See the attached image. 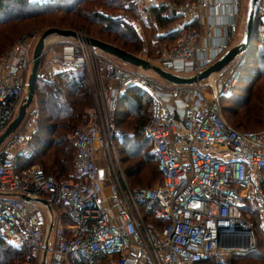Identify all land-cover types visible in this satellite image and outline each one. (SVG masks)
Listing matches in <instances>:
<instances>
[{
    "label": "built area",
    "instance_id": "built-area-1",
    "mask_svg": "<svg viewBox=\"0 0 264 264\" xmlns=\"http://www.w3.org/2000/svg\"><path fill=\"white\" fill-rule=\"evenodd\" d=\"M126 1L139 18L179 19L175 39L161 46L156 58V66L166 72L196 75L234 46L241 0ZM256 20L263 28L264 0ZM74 32L75 37L45 40L36 76L52 81L53 62L59 71L83 68L100 104L95 102L84 125L68 135L73 148L68 179H56L40 164L17 168V157L31 154L30 125L37 109L24 116L0 150V239L26 250L35 264H41L43 254L46 264H203L253 248L251 222L241 207L249 200L263 211L264 130L236 129L221 115L219 95L237 81L235 69L228 70L222 84L206 79L154 85L119 68L88 45L84 34ZM35 36H24L0 59V134L23 99ZM54 47L60 56L48 64L46 54ZM131 86L148 94L142 135L161 176L155 188L129 185L112 165L114 140L123 136L114 124L117 100ZM206 86L212 88L210 96ZM102 156L108 162L105 170L98 166ZM23 196L42 198L49 209ZM237 228L250 231V246L222 248L224 240L238 238Z\"/></svg>",
    "mask_w": 264,
    "mask_h": 264
},
{
    "label": "rangeland",
    "instance_id": "rangeland-1",
    "mask_svg": "<svg viewBox=\"0 0 264 264\" xmlns=\"http://www.w3.org/2000/svg\"><path fill=\"white\" fill-rule=\"evenodd\" d=\"M29 1L31 3L33 2L40 3L37 0H29ZM53 1L56 2L55 7L54 6H52L53 8L49 7L50 9L49 12L41 11V12L31 13L27 8H25V10L21 11V13L16 11L10 12L8 18L0 16V51L1 49H4L3 52L0 54V59H3L4 56H6V54L13 48V46L19 40H21V38H23L24 36L35 34L36 35L35 40L33 41L32 46H30L28 49V54H30L32 57L34 46L36 43L35 41H37L36 39H38L39 35L46 28H50L52 26H58V27L60 26L61 29L64 28L73 31H79L80 33L84 34L87 38L99 37L106 40H112L114 36L119 35L120 36V37L118 36L119 41L117 40L116 42L118 45H120L121 47H123L124 45L125 50H128L131 53L140 56L144 59H148V61L151 64L156 65V58L158 56L160 47L163 45H168L171 42H173V40L175 39L178 33L177 22L179 19L163 20L164 22L160 23L159 21H157L155 16H153L154 19L151 17L139 18L137 12L134 9L135 6L128 3L126 0H120V2H122V5H120L119 7L114 5H106L97 0L93 2L91 0H56V1L52 0L51 2ZM9 4H10L9 8L12 7L13 3H9ZM246 8H247V0H241L240 11L238 13L239 31L238 33L235 34L234 41L231 43L230 47L232 45L238 44L241 40ZM95 13L109 16L114 19L116 18L122 23V25L129 26L133 33V37H130L131 40L128 37V35L125 34L126 33L125 31H115V30L110 31V29L105 28L101 23H98L97 19L94 20L93 18V15H95ZM20 15H22L20 18L13 17ZM54 23L56 24L53 25ZM261 32H264V26L261 29L257 26L256 36L260 40L262 34ZM119 33L122 34L124 33V35H120ZM48 38H51L49 39L50 42L54 41L53 37H48ZM255 39L257 40V38ZM58 50H59L58 47H54L53 52L47 53L45 57V62L50 64V62H53V60L56 61ZM97 52L101 56H104V58H106L107 60L116 64L119 68L137 73L146 79H150L151 83L154 85L158 83L163 86H170L169 82L163 80L151 70H143L141 68L132 66L126 62H123L99 50H97ZM243 54L244 52L238 54L233 61H231L226 66H224L215 76L208 78L207 79L208 82L214 85L217 79V81H219L220 84H222L227 77L228 70L232 67L237 72L238 77H239V73L241 72L240 66L242 67V65L243 67L245 65V68L247 69L251 68L252 70L253 69L257 70L259 64L258 65L253 63L246 64V60L244 61L243 59L244 58ZM53 65L54 62L52 64V68ZM73 72H76V70H74ZM86 84H87L86 85L87 92L89 94L88 98L90 99L89 106H94L95 102H98L100 104L99 95L95 99L93 98L94 86L90 83L89 79L88 81H86ZM251 84L252 85H250L251 86L250 92L249 93L247 92L246 95L245 92H237L236 90L240 88L238 85L244 87V83L240 80V78H238L229 92L227 93L223 92L222 94L219 95V99L221 98L222 108H226L224 109L223 117L227 123L234 125L233 123L235 119L234 117L236 116V114H234V111H241L244 108L243 104L240 103L235 104L228 99L232 93L239 94L241 98H245L246 96L249 95V100L247 99L248 102H246V104L260 102L261 105L263 104L264 106V74L263 75L259 74L256 77H254V81ZM205 90L208 96L212 94L211 87L206 86ZM134 94H135L134 92L129 94V92L125 91V93L122 94L120 97L121 99H123L124 104L120 108V110L122 111L119 112L118 114L117 127L122 129L123 136L121 138H117L114 140L115 157H113L112 159V165L114 169H118L119 167L123 178L125 179L126 183H128L129 185L138 184V185H146L148 187L155 188L161 185V179L159 175L155 179L149 176L144 183H138L131 180V178L128 177L127 174L125 173V167L127 166L126 164H128L129 162L128 158L131 155L130 154L131 149L129 150V142L131 141L132 138L135 137L134 127L141 124L142 123L141 121L144 122V120L147 118L148 115V105L146 99L137 98L136 100L133 99V101H131L130 96ZM130 104L136 105L137 107L136 111L132 110L133 105L131 108ZM33 108L37 109L35 98L31 102V104L27 107L25 117L30 115ZM136 112L137 114H135ZM263 115H264V111H263ZM82 120L84 121V123L87 120V111L85 112ZM37 122H38V117L35 120H33L30 125L31 136L37 126ZM84 123L81 126H83ZM249 129L253 131L264 130V122L263 124L253 125V127ZM10 136L0 145V150L3 147V145L10 139ZM51 151L52 149H50L47 152V155L50 154ZM142 152L150 154V151L145 146ZM41 159L42 158L37 157L34 163H39ZM145 163L147 162L144 161V165ZM106 164L108 165L107 159L103 158L102 156V159L98 161L99 168L101 170H105ZM146 171H147V167H146ZM117 176L118 177L120 176V173L118 171H117ZM104 190L105 192L107 191V186H104ZM245 204L246 206H250V208L247 209L248 212H246V218L248 219L249 222L250 221L253 222V224H251L252 232L254 231L253 230L254 225H258L261 230H264V208H263L264 202L262 203L261 206L263 211L262 212L258 211L259 214L254 213L255 211H253L252 204L248 205L250 203L247 202V200L244 201V205ZM256 205L259 207L258 204ZM39 207L43 210L41 206ZM50 241H52L51 234H50ZM256 245H257V241H256V237L254 236V246L253 248L248 250L255 251ZM222 248L224 247L222 246ZM245 252H241L237 254H244ZM234 255L235 253L228 255L226 253L222 255H217L212 260H210V262H220V264H227L229 262H233L234 264H264L261 261L260 262L257 261L256 259H251L250 257L252 256V254L250 252L246 253V255L244 256L238 255V257L236 258L234 257ZM47 258H48V254H47Z\"/></svg>",
    "mask_w": 264,
    "mask_h": 264
},
{
    "label": "trees",
    "instance_id": "trees-1",
    "mask_svg": "<svg viewBox=\"0 0 264 264\" xmlns=\"http://www.w3.org/2000/svg\"><path fill=\"white\" fill-rule=\"evenodd\" d=\"M10 1L0 0V16L8 18L10 12L16 11L21 13V11L25 10V8H27L31 13L41 11L49 12V7L53 8L52 6L55 7L56 4V2L54 1L48 3H31L29 0ZM91 1L93 2L96 0ZM97 1L106 5H114L117 7L122 5V2H120V0ZM9 3H13L12 7L10 8ZM21 16L22 15L13 17L20 18ZM93 18L94 20L97 19L98 23H101L105 28L110 29V31H125V34H127L129 38L133 37L131 28L129 26L122 25V23L116 18L114 19L98 13H95V15H93ZM156 19L160 23L164 22V19L158 16H156ZM55 24L56 23H54L53 25ZM52 27L61 28L60 26ZM119 34L124 35V33ZM118 36H114L112 40H106L99 37L93 38L131 53L130 51L125 50L124 45L123 47H121L116 43L117 40L119 41ZM255 38H257V40ZM252 40V43L250 42V45L243 54V59L244 61L246 60V64L253 63L257 65L259 64V66L257 70H252L251 68L247 69L245 68V65L244 67L243 65L242 67L240 66L241 72L239 73L238 78H240V80L244 83V87L238 85L240 88H238L236 91L245 92V95L247 92H250V85H252L251 83L254 81V77L259 74H264V38L260 40L255 34ZM3 50L4 49H1L0 54L3 52ZM86 85L87 84L85 81V77L81 69L76 70V72L71 71L57 73L52 81H43L38 78L36 79L34 87V98L37 106L38 122L29 142V147L31 146L32 148H30L31 154L27 158L18 156L17 168H24L33 164H40L44 168L45 173L53 175L56 179H68L69 177H71L70 173L73 167V148L69 143L68 135L72 131L78 129V126H81L84 123L82 118L85 114V109L89 106L90 103ZM133 92L135 94L130 96L131 101H133V99L136 100L137 98H143L146 99L148 105V99L146 98L144 93L139 92V90L137 89H131L129 91V94ZM228 99L235 104H243L244 107H242L243 109L241 111H234V114H236V116L234 117L235 119L233 122L234 125H232L233 127L240 130H251L249 128L253 127V125L263 124V104L261 105L260 102L246 104V102H248L247 99L249 100V95L245 98H241L239 94L232 93ZM123 104V99L120 98L117 100V106L114 114L115 125L118 124V114L122 111L120 110V108L123 106ZM219 104L221 115L223 117V112L226 108H222L221 98L219 99ZM132 105V110L136 111V105ZM132 105L130 104L131 108ZM135 114H137V112ZM146 119L144 120V122L146 121ZM141 122V124L134 127L135 137L132 138L129 142V150L131 149V155L128 158L129 162L125 167V173L127 174V176L130 177L134 182L138 183H144L149 176L155 179L159 175L161 179L160 173L158 172L156 167V162L153 159L152 155L142 152L144 146L149 150L150 144L147 140L144 139L142 135V127L144 122ZM50 149H52V151L47 155V152ZM37 157L42 159L39 163H34ZM144 161L147 162L145 163V165ZM140 186L152 188L146 185ZM247 202L250 203L248 205L252 204L253 211H255L254 213L259 214V207L255 204V202L249 200H247ZM249 208L250 206H246L245 204L243 205V207H241V212L246 216V212H248L247 209ZM251 224H253V222H251ZM253 230L254 236L256 237L257 241L256 250H248L244 254H235L234 257L236 258L238 257V255L244 256L246 255V253L250 252L252 254V256L250 255L251 259H256L257 261H261L262 263H264V230H261L258 225H254ZM212 259L213 258L203 262V264H220V262H210V260ZM0 264H35V262L26 250H17L16 248L10 246L2 239H0ZM72 264L76 263L73 262ZM227 264L234 263L229 262Z\"/></svg>",
    "mask_w": 264,
    "mask_h": 264
},
{
    "label": "water",
    "instance_id": "water-1",
    "mask_svg": "<svg viewBox=\"0 0 264 264\" xmlns=\"http://www.w3.org/2000/svg\"><path fill=\"white\" fill-rule=\"evenodd\" d=\"M260 0H247V8L244 19V27L242 32L241 40L238 44L229 48L224 54H222L214 63L208 66L206 69L200 71L196 75L183 77L175 74H171L159 68L156 65L150 64L147 60L129 52H126L116 46L108 44L106 42L100 41L95 38H86V43L90 45L92 48H95L101 52L109 54L123 62H126L132 66L141 68L143 70H151L157 74L163 80L169 82L172 85H192L197 82L204 81L208 79L211 74L218 73L224 66L229 64L231 61L235 59V57L241 52H245L250 45L251 40L256 34L257 28V10L259 6ZM50 36H60L64 38L75 37V32L70 29H61V28H46L38 37L33 54H32V64L30 67V71L28 74L26 89L23 95V99L18 107L17 113L11 122L7 125L2 134H0V145L11 135L13 134L22 119L25 116L27 107L34 100V87L35 81L37 79L36 72L40 63V57L43 51L45 40ZM24 200L34 201L36 203L43 204L46 208L49 209L48 203L42 198L28 199L24 196L22 197ZM52 228V222L49 223L48 231ZM250 231L242 230L241 228L236 229V234L238 238L226 239L221 242V246L225 248H237L238 246L245 245V249L250 246ZM254 245L252 244V247ZM43 259L41 264H46L45 259Z\"/></svg>",
    "mask_w": 264,
    "mask_h": 264
},
{
    "label": "crops",
    "instance_id": "crops-1",
    "mask_svg": "<svg viewBox=\"0 0 264 264\" xmlns=\"http://www.w3.org/2000/svg\"><path fill=\"white\" fill-rule=\"evenodd\" d=\"M150 16L153 18V16H152V14H150ZM264 33V32H263ZM58 56H60V50H58V54H57V57ZM51 66H52V64H51ZM54 67H57V65L56 64H54L53 65V68ZM52 68V67H51ZM52 68V69H53ZM55 69V70H54ZM53 70L55 71V75L57 74V73H62V72H64V71H59L58 70V67L57 68H54ZM82 71H83V74H84V77H85V81H88V79H89V77H88V74H87V72L83 69V68H80ZM77 70V69H76ZM71 71H74V70H70V71H65V72H71ZM54 75V76H55ZM131 89H137V90H139V92H141V93H144V95L146 96V98L148 99V94H147V92L145 91V90H143L140 86H131V87H128V88H125V89H123V90H121L120 91V94H119V96H118V99H120V97H121V95L122 94H124L125 93V91H130ZM92 106H88L86 109L88 110V109H90ZM85 109V112L87 111ZM114 124H115V122H114ZM117 126V125H116Z\"/></svg>",
    "mask_w": 264,
    "mask_h": 264
},
{
    "label": "bare ground",
    "instance_id": "bare-ground-1",
    "mask_svg": "<svg viewBox=\"0 0 264 264\" xmlns=\"http://www.w3.org/2000/svg\"><path fill=\"white\" fill-rule=\"evenodd\" d=\"M217 73H215V74H211L208 78H210V77H213V76H215ZM97 145V144H96ZM245 245H241V246H238L237 247V249H242V250H245Z\"/></svg>",
    "mask_w": 264,
    "mask_h": 264
}]
</instances>
